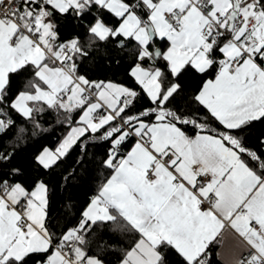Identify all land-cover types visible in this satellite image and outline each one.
Here are the masks:
<instances>
[{"label":"crops","instance_id":"obj_1","mask_svg":"<svg viewBox=\"0 0 264 264\" xmlns=\"http://www.w3.org/2000/svg\"><path fill=\"white\" fill-rule=\"evenodd\" d=\"M94 1L122 19L115 30L102 20H97L92 26L93 32L102 38L112 33L132 36L145 48L148 46L151 41L148 25L142 23L140 16L126 2ZM142 1L150 9V21L155 34L169 42L162 53L172 71L177 73L188 62L198 70L207 69L211 63L208 31L217 10L229 13L234 0H210L205 12L194 4L199 0ZM239 1V16L253 19L252 31L246 41L238 43L228 40L223 44L225 58L222 66L215 78L204 83L198 95L200 101L227 127L238 126L264 113V68L253 55L254 51L264 46H259L261 40L264 42V12L256 7L257 0ZM51 4L65 11L72 5H79L80 0H64L62 7ZM244 4L253 9L255 15L243 14L241 8ZM174 7L181 8L185 14L178 28H172L163 18L164 12ZM38 27L46 33L53 31V27L42 20ZM244 49L247 53H244ZM149 52L146 48L143 55ZM47 57L29 36L19 32L16 22L0 20V93L8 82L9 73L26 63L39 66L38 76L46 85L37 87L33 92H21L15 98L14 106L24 115L31 111L30 101L52 103L63 88L72 90L75 86L50 57L51 62L46 61ZM234 60L237 62L232 68ZM132 73L153 99L159 98V68L137 63ZM119 86L114 87H118L121 93L128 91ZM172 89L173 86L168 93ZM80 93L81 89L76 96L83 99ZM101 99L99 107L100 102L110 110L118 106L108 96L103 95ZM69 100L74 101L71 93ZM137 127L133 132L138 138L99 194L84 210L85 219L94 221L114 218L112 208H116L141 231L142 237L120 264H157L160 258L157 246L162 241L175 246L192 262L218 237V256L226 264H244L242 257L250 253L253 258H264V175L260 176L253 170L242 159L239 151L221 136L208 132L189 136L163 115L146 127L143 122ZM126 136L127 131L115 141ZM169 148L176 155L175 171L185 182L178 181L172 171L157 162V155ZM54 151L58 156L61 155L56 149ZM50 157L53 158V154ZM151 166H154V178L148 179L146 171ZM193 167L208 170L211 179L198 182L192 172ZM18 185L23 193L15 190L9 196L6 190H0V261L21 259L30 252L47 251L52 247L50 237L42 228L45 185L40 194L31 192L32 199L27 207L30 224L26 232L20 230V210L17 205L27 192ZM210 194L215 195L214 200L210 207L202 208L200 198H208ZM254 222L259 224L258 228H253ZM76 235L77 230L71 229L65 234L64 240L74 239ZM71 253L75 256L73 259L68 253L54 248L46 264H84V261L86 264H106L96 258L84 259L82 251L77 248H73Z\"/></svg>","mask_w":264,"mask_h":264},{"label":"trees","instance_id":"obj_2","mask_svg":"<svg viewBox=\"0 0 264 264\" xmlns=\"http://www.w3.org/2000/svg\"><path fill=\"white\" fill-rule=\"evenodd\" d=\"M123 1L140 16L142 23L151 24L150 9L142 0ZM256 7L264 12V0H257ZM15 14L24 23L39 19L50 24L58 40L70 42L75 72L88 85L115 82L131 94L127 103H120L112 110L116 116L100 106L95 116L107 113L110 118L96 129L88 127L64 154L46 166L40 162L39 155L46 148L57 149L71 129L81 123L86 106L96 99L82 94L80 102L63 101L60 97L52 103L34 100L29 102L30 113L24 115L14 106L15 98L21 92H33L46 85L38 76L39 66L32 63L9 73L0 93V117L5 121L0 131V190L20 184L31 193L43 183L46 194L42 228L53 243L60 244L69 230L76 229L74 249H80L84 259L96 258L106 264H120L136 245L142 237L141 231L116 208H112L114 218L94 221L85 219L84 210L136 141L126 126L134 131L140 122L146 127L159 115L176 123L189 136L199 132L221 136L253 170L264 175V113L238 126L227 127L198 97L204 83L215 78L222 66L225 58L222 46L230 40L229 34L217 36L211 24L209 67L201 71L188 62L174 73L163 53L154 57L155 48L163 52L168 47L166 38L156 35L146 47L151 52L143 55L146 48L132 36L112 33L102 38L93 32L97 20L115 30L122 19L94 0H80L79 5L65 11L55 8L48 0H17ZM228 17L229 13L224 22L227 30ZM50 60L46 58L49 63ZM137 63L160 69L159 98L153 99L134 77L132 68ZM125 131V139L116 142ZM117 145L121 150L112 155ZM219 246L218 237L199 258L190 262L175 246L162 241L157 246L160 253L157 264H226L218 256ZM53 249L52 246L47 251L30 252L21 259L10 258L0 264H44ZM248 255L253 258L252 253Z\"/></svg>","mask_w":264,"mask_h":264},{"label":"built area","instance_id":"obj_3","mask_svg":"<svg viewBox=\"0 0 264 264\" xmlns=\"http://www.w3.org/2000/svg\"><path fill=\"white\" fill-rule=\"evenodd\" d=\"M194 4L205 12L210 4V0H199L198 2H194ZM16 5L17 0L0 1V20L9 19L16 22L19 32L29 36V38L33 42L40 46L44 50V52L55 62L57 68L67 77L68 81L71 84L77 83L80 86L81 94L92 96L93 98L98 100L95 86L88 85L84 80L80 79L75 72L74 61L71 57L72 44L68 41L58 40L55 34L52 32H44L40 27H38V23L36 21L29 20L25 23L21 22L15 14ZM184 15V11L181 8L174 7L164 12L163 18L164 21L172 28H178L181 26ZM226 17L227 13L223 12L222 10H217L216 18L212 21V24L216 31V35L219 36L225 33L229 34L230 40H233L235 42L241 43L243 41H246L253 28V19L247 20L239 16V18L235 21L232 33H230L224 26ZM244 53H247L245 49ZM253 55L258 60L260 65L264 68V46L261 50L254 51ZM236 62L237 60H234L232 62V68L235 66ZM69 92H71L70 88H63L59 92V97L61 98V100H68ZM130 97L131 95L128 91L122 92L119 95V101L120 103L125 104L130 100ZM100 106L104 110L116 116L115 113L108 107H106L103 103L100 102ZM100 115L101 114L95 116L94 120L98 121ZM4 126V119L0 117V131L4 129ZM126 128L132 135L138 138V135L135 134L130 128H128L127 126ZM120 150L121 146L117 145L112 149L111 154L116 155L120 152ZM175 157V152L173 151V149L169 148L164 153L157 155L156 159L158 163L166 166L170 171H172L178 181L185 182V179L175 171ZM192 172L198 182L209 181L212 177L211 173L208 170H202L199 167H193ZM146 177L148 179L154 178V166H151L147 169ZM214 198V194H210L208 198H200V206L202 208L210 207V204L214 200ZM31 199V193H26L20 201L19 205H17L20 210L19 227L22 232H26L28 229V225L30 224V219L27 215V207ZM258 225L259 224L257 222H254L253 228H258ZM76 245L77 243L74 239L64 240L60 244L52 242V246L54 248L68 253L71 259L75 257L74 254L71 253V250L76 247ZM242 261L244 262V264H264V258L262 256L251 258L248 254H245L242 257ZM202 263H204V260H202ZM84 264H86V261L84 262Z\"/></svg>","mask_w":264,"mask_h":264},{"label":"rangeland","instance_id":"obj_4","mask_svg":"<svg viewBox=\"0 0 264 264\" xmlns=\"http://www.w3.org/2000/svg\"><path fill=\"white\" fill-rule=\"evenodd\" d=\"M63 1L64 0H50L51 3H53L54 5H56L58 7H62ZM252 10L246 4H244L242 6V8H241V12L243 14H245L246 16L255 15L254 11H252ZM261 14H263V13H261ZM36 22L38 23V25H40V20L39 19ZM263 27H264V25H263ZM259 43H260L259 46H262L264 44L263 40H261ZM74 85L75 86H73V88L71 90L72 92H69V94L71 93V98L74 99V102L75 101L76 102H80V101H82V97L81 96H76V95H78L77 91L78 92L80 91V89H79L80 86L77 83H75ZM114 86H119V85H117L115 82H105V83H101L100 82V83L96 84L95 87H96V95L98 97V100H94V101L90 102L86 106V108L84 109V111H83V113H82V115L80 117L81 123L78 124V125H75L71 129V131L63 138V140L58 145V148L56 149V152H58L60 154H64L67 151V149L77 140V138L80 135H82L85 132V130L88 127H90L91 129H96V128L100 127L106 120H108L110 118V115H108L106 113V115L103 114V116H100L98 121L94 120V117L97 114L96 111L99 108L98 102H99V100H102L101 97L103 95L104 96H108L109 98L113 99L112 103H114V105L120 104L119 95L121 94V91H120V89H118V87L116 88ZM121 87L123 88V86H121ZM4 123H5V121H4ZM137 128L138 127H136V129ZM50 154H53V158L50 157ZM57 158H58V154L55 153V151L50 149V148L45 149L44 152L39 156L40 162L43 163L46 166L52 164L54 161H56ZM42 188H45L44 184L43 183H39L34 191L37 194H40V190ZM15 190H20L21 193L24 192L19 187L18 184L12 186L11 188H8L6 190V192H7V194L9 196H11L14 193ZM37 199H39V197Z\"/></svg>","mask_w":264,"mask_h":264},{"label":"water","instance_id":"obj_5","mask_svg":"<svg viewBox=\"0 0 264 264\" xmlns=\"http://www.w3.org/2000/svg\"><path fill=\"white\" fill-rule=\"evenodd\" d=\"M240 1L239 0H234V6L229 12V17H228V30L232 31L234 29L235 21L237 19V16L240 11ZM148 32L150 36V40L154 39L156 34L155 31L152 27L151 24H148ZM122 43V41H120ZM162 54V50L160 48H155L154 50V57L158 58ZM46 264V263H45Z\"/></svg>","mask_w":264,"mask_h":264}]
</instances>
